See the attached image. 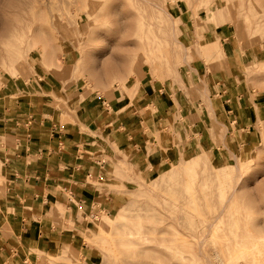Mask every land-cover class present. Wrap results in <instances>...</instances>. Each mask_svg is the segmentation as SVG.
<instances>
[{"label": "rangeland", "instance_id": "obj_1", "mask_svg": "<svg viewBox=\"0 0 264 264\" xmlns=\"http://www.w3.org/2000/svg\"><path fill=\"white\" fill-rule=\"evenodd\" d=\"M227 72L262 105L249 147L212 110L222 90L208 75ZM158 89L188 99L196 122L204 103L220 123L209 126L214 147L195 133L197 151L180 142L163 175L104 152L111 184L88 180L93 213H56L76 245L34 251L36 264H264V0H0V112L26 102L85 129L92 103L117 116L111 102L121 110Z\"/></svg>", "mask_w": 264, "mask_h": 264}, {"label": "crops", "instance_id": "obj_2", "mask_svg": "<svg viewBox=\"0 0 264 264\" xmlns=\"http://www.w3.org/2000/svg\"><path fill=\"white\" fill-rule=\"evenodd\" d=\"M209 75L222 90L212 109L214 116L235 125L237 146L249 147L255 123L262 115L261 103L241 91L228 72ZM227 82L231 83L228 88ZM142 94L137 105L121 110L116 105H125V101L111 102L117 116L105 107V101L92 103L81 123L85 129L58 115L36 111L26 102L0 112V264H36L34 251L61 257L76 245L75 234L67 231L56 213L58 207L67 208L66 204L75 213L83 206L93 213L99 194L88 180L107 176L111 164L101 161L104 152L114 155L116 149L130 153L132 163L146 167L151 163V172L163 175L171 162L179 159L180 142L197 151L195 133L206 135L214 147L208 130L211 123L214 129L220 123L212 121L203 102L197 101L203 116L196 122L198 108L188 99L181 98L177 105L173 95L160 89L156 96L146 90ZM148 106L154 111L146 113ZM145 126L157 132L160 141L155 135L148 140ZM100 133H105L110 143ZM229 139L225 141L231 147ZM150 143L155 151L148 155ZM219 147L215 153L222 156L226 147Z\"/></svg>", "mask_w": 264, "mask_h": 264}, {"label": "bare ground", "instance_id": "obj_3", "mask_svg": "<svg viewBox=\"0 0 264 264\" xmlns=\"http://www.w3.org/2000/svg\"><path fill=\"white\" fill-rule=\"evenodd\" d=\"M219 51H220V50H219ZM216 53H217V52H216ZM216 53H215V54H216ZM216 55H217V54H216ZM213 56H215V55H214V54H212V55H208V57H213ZM108 221H109V220H107V222H108ZM238 242H239V241H238ZM239 258H240V257H239ZM239 258H238V259H239ZM236 259H237V258H236ZM232 263H233V262H232Z\"/></svg>", "mask_w": 264, "mask_h": 264}]
</instances>
